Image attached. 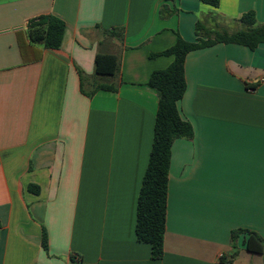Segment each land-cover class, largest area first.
Instances as JSON below:
<instances>
[{
  "label": "crops",
  "instance_id": "0c3cea01",
  "mask_svg": "<svg viewBox=\"0 0 264 264\" xmlns=\"http://www.w3.org/2000/svg\"><path fill=\"white\" fill-rule=\"evenodd\" d=\"M248 12L264 24V0H0V264H264L246 233L230 241L264 239V43L187 54L177 108L193 136L170 149L163 258L135 237L158 101L148 79L173 61L153 55L177 35L195 42L197 22L238 31ZM47 14L65 23L57 50L27 38ZM97 54L118 72L96 74Z\"/></svg>",
  "mask_w": 264,
  "mask_h": 264
},
{
  "label": "trees",
  "instance_id": "16d2710c",
  "mask_svg": "<svg viewBox=\"0 0 264 264\" xmlns=\"http://www.w3.org/2000/svg\"><path fill=\"white\" fill-rule=\"evenodd\" d=\"M199 1L214 8L219 3V0ZM240 23L242 25L240 30L228 33L207 29L202 22H197L195 42H187L177 35L172 47L153 55L173 56V61L167 68L153 71L148 79V85L155 90L158 101L151 151L137 196L135 237L138 242L150 246L152 260H161L164 255L170 149L176 139H191L193 136L192 126L182 119L177 108V102L182 98L186 86L185 58L191 51L211 47L217 43L242 45L250 50H255L259 44L264 43V24L257 23L252 12L243 14ZM26 30L31 45L41 44L46 49L57 50L63 40L65 23L53 15H39L27 21ZM107 33L114 34L113 31ZM94 69L98 75H114L119 70L118 58L110 54H97ZM98 89L106 87L99 86ZM27 190L35 194L39 192L35 185H29ZM241 233L247 234L244 245L248 253L263 254L264 239L255 232L242 229L230 233L233 249ZM41 246L47 250L45 231L42 232ZM234 254L225 257L220 264H231L230 259ZM75 262L80 264V261Z\"/></svg>",
  "mask_w": 264,
  "mask_h": 264
},
{
  "label": "built area",
  "instance_id": "2783aa9c",
  "mask_svg": "<svg viewBox=\"0 0 264 264\" xmlns=\"http://www.w3.org/2000/svg\"><path fill=\"white\" fill-rule=\"evenodd\" d=\"M261 82L264 83V79H262Z\"/></svg>",
  "mask_w": 264,
  "mask_h": 264
}]
</instances>
